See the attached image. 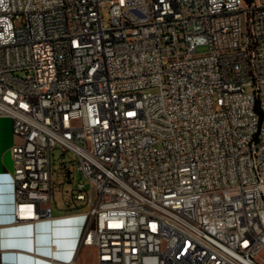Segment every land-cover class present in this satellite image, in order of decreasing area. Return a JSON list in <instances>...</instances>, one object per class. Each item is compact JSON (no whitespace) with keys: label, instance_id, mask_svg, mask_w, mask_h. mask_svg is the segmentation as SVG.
Wrapping results in <instances>:
<instances>
[{"label":"built area","instance_id":"1","mask_svg":"<svg viewBox=\"0 0 264 264\" xmlns=\"http://www.w3.org/2000/svg\"><path fill=\"white\" fill-rule=\"evenodd\" d=\"M0 118L16 223L58 151L96 264H264V1L0 0Z\"/></svg>","mask_w":264,"mask_h":264},{"label":"crops","instance_id":"2","mask_svg":"<svg viewBox=\"0 0 264 264\" xmlns=\"http://www.w3.org/2000/svg\"><path fill=\"white\" fill-rule=\"evenodd\" d=\"M260 2L264 0H259ZM16 143L18 140L15 138ZM14 143L3 149L9 154ZM0 157V264H96V253L79 246L85 215L55 197L48 207L50 220L16 223L13 210L14 184L11 166ZM11 161V158H10ZM54 194V192H53ZM53 203L55 209H53Z\"/></svg>","mask_w":264,"mask_h":264},{"label":"rangeland","instance_id":"3","mask_svg":"<svg viewBox=\"0 0 264 264\" xmlns=\"http://www.w3.org/2000/svg\"><path fill=\"white\" fill-rule=\"evenodd\" d=\"M104 16L107 17V12L104 11ZM205 49L201 48L198 49L197 52L201 53L204 52ZM249 92V89L246 90ZM15 137L12 134V121L9 118H0V157L2 156V162L6 165L11 166L10 157L7 153H3V149L8 145V143H14ZM53 159L52 161V181L54 183V197H55V203L58 207H64L66 204L67 199V192H70L72 188L76 187V184L80 180V176L78 172L74 169L73 161L74 158L72 155L67 154L63 162L65 163L66 170H68L71 173L70 178H66L65 172L60 169L61 161H60V153L58 151H54L53 153ZM55 172L58 173L56 176ZM85 191H89V185L86 182L85 183ZM82 210H86L87 207H85L84 204L80 205ZM53 209L54 203H53ZM261 256H264V252H262Z\"/></svg>","mask_w":264,"mask_h":264},{"label":"trees","instance_id":"4","mask_svg":"<svg viewBox=\"0 0 264 264\" xmlns=\"http://www.w3.org/2000/svg\"><path fill=\"white\" fill-rule=\"evenodd\" d=\"M247 2H250L251 0H246Z\"/></svg>","mask_w":264,"mask_h":264}]
</instances>
